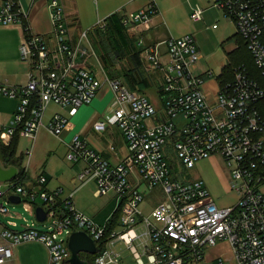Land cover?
<instances>
[{
	"label": "built area",
	"instance_id": "obj_1",
	"mask_svg": "<svg viewBox=\"0 0 264 264\" xmlns=\"http://www.w3.org/2000/svg\"><path fill=\"white\" fill-rule=\"evenodd\" d=\"M1 1L0 26L20 27L18 50L28 69L25 85L0 82V94L19 100L13 117L0 130V141L8 142L19 134L33 142L43 126L48 104L68 107L71 116L78 107L90 104L102 81L89 60L103 66L87 30L77 34L71 31L62 0H46L50 34L37 33L28 23L32 0L26 7L23 0ZM208 2L234 25L254 66L264 76V0ZM204 10L191 6L189 18L202 21ZM118 13L127 34L137 38L138 27L147 28L159 9L154 0H148L144 9ZM96 25L102 28L104 21ZM137 43L142 48L144 70L161 81L157 89L162 94L160 106L130 90L122 79L106 75L117 104L114 123L126 139L127 154L112 163L77 136L67 144L66 151L68 161L84 163L77 181L85 184L93 179L98 197L109 192L117 196L121 207L117 229L121 230L113 228L106 236L107 223L97 225L77 210L72 193L64 188H46L43 175L35 178L34 186L23 184L21 176H15L0 181V216L9 217L0 231V264L13 258L14 247L36 241L44 245L48 264H70L66 237L79 230L85 231L97 247L103 245L94 264H118L121 254L114 249L116 242L126 245L135 264H264V89L244 63L225 66L218 75L211 69L198 73L197 61L202 56L192 34L170 36L151 45L137 38ZM223 75L228 78L223 79ZM207 80H215V88L207 87ZM65 123L63 114L54 113L47 129L58 136ZM95 129L103 131L105 123L96 122ZM169 149L178 173L181 168L189 170L197 161L218 155L227 165V186L235 196L234 202L219 205L202 179L173 175ZM31 151L32 146L25 155L30 156ZM136 171L137 180L132 181ZM141 183L145 190L140 188ZM156 186L165 199L145 216L139 206L145 191ZM11 195L21 198L19 205L27 212L36 202L42 203L44 228L23 218L18 229L9 209L14 204ZM139 227H143L140 234ZM138 241L146 261L135 245ZM223 244L227 246L225 252L209 256L211 249Z\"/></svg>",
	"mask_w": 264,
	"mask_h": 264
},
{
	"label": "crops",
	"instance_id": "obj_2",
	"mask_svg": "<svg viewBox=\"0 0 264 264\" xmlns=\"http://www.w3.org/2000/svg\"><path fill=\"white\" fill-rule=\"evenodd\" d=\"M31 0H23V5L26 7L27 4ZM0 0V5H1ZM148 1L144 0H62L63 8L65 9V18L68 26L71 31L75 34L88 30L89 28L95 26L97 23L102 22L109 15L116 13L117 11H122L124 13H131L133 11H139L144 9L146 3ZM206 4L208 7H205L204 12L206 10L212 9L208 0H206ZM29 17L28 23H30L32 29L41 34H50L52 30V23L50 20V11L47 8L46 0H32V4L29 7ZM191 7L189 8L190 12ZM188 12V17H189ZM157 16L153 17L151 23L148 24V27L139 26L140 32L137 38L143 40L144 44L151 45L155 43H161L166 38L171 36L167 31H159V25L155 22ZM203 22L205 21V16L203 13ZM201 21V22H202ZM227 21V20H226ZM229 22V21H228ZM232 24L231 22H229ZM232 26H234L232 24ZM235 29V28H234ZM181 35H177L176 37L186 35L189 33L181 32ZM21 29L19 26L8 25V26H0V82H6L11 86H21L25 85L27 82V67L20 60L19 53V45L21 41ZM172 37V36H171ZM164 46L161 45L160 49H163ZM197 48L202 56L200 48L197 45ZM95 61L92 59L89 60V65L91 69L96 74V69L94 66ZM225 66H222L220 71L224 70ZM199 69V65H198ZM103 76L101 78L98 77L102 81V86L97 91L96 96L92 99L90 104L86 106L78 107L76 114L71 116L69 115L68 107H58L57 105L50 103L46 107V111L42 120V127L38 130L34 141L31 140V146L33 148V143L35 140H41L49 136L53 141L48 140L45 142V154L46 158H44L41 162L33 165L32 168L29 167L31 162V155L27 156L26 164H24V153H21L23 156L22 167L26 170V178L23 183L27 186H34L35 178L38 175H43L46 178V188H56L62 187L65 191L72 193V197H74V202L76 209L83 212L90 219L91 217L87 213L86 208L84 207V203L80 201V197H78L81 193H83V185L93 183L95 189L93 191V195H95L96 190V182L92 179L87 181L85 184H81L77 181V174L83 169L84 163L82 161L70 162V166H63V170L54 168L52 166V158H56L59 154H62L63 158H66L67 144L73 140L76 136L82 139H85L88 146L93 148L95 151L100 153L103 157L108 158L110 162L117 163L121 160L123 156L127 154V143L126 139L123 136L121 130L114 123V110L116 107V103L111 101L112 92L109 84L105 81V76L107 75L104 69H102ZM198 72V71H197ZM201 73V72H198ZM220 73V72H219ZM149 74V78L153 79L158 78L156 74ZM97 76V75H96ZM152 76V77H151ZM223 79L228 78V76L223 75ZM159 79V78H158ZM215 80H208L206 82V86L209 88H215L216 86ZM19 100L9 98L3 94H0V130L7 125L10 119L13 117L16 112L17 104ZM159 107V104H155ZM54 113L63 114L66 117V123L63 127L61 133L58 136H55L49 132L47 129V123L49 119L52 117ZM96 122L105 123V129L103 131H99L95 129ZM18 138V143H19ZM27 140V139H26ZM29 140V139H28ZM10 142V141H8ZM110 146L114 149L111 150ZM18 147V145H17ZM26 150V149H25ZM32 152V151H31ZM218 155L211 156L209 158L215 157ZM188 178V177H187ZM199 178V177H197ZM221 178H226L228 183V173L223 172ZM201 179V178H200ZM131 180H137V171L133 172L131 175ZM228 185V184H227ZM228 187V186H227ZM140 188L145 190L144 183L140 184ZM146 194L150 191H145ZM117 197L114 193L109 192L105 197ZM98 197V196H96ZM150 197H153L151 194ZM118 200V198H117ZM159 199L151 198V201L145 202V200L140 204H145V209L151 212V208L157 204ZM20 202L12 204L19 205ZM220 205V204H219ZM20 206V205H19ZM118 206V204H117ZM36 207H42V203L36 202L32 207V210L28 211L29 213H34ZM117 208V207H116ZM116 211V209H115ZM115 214V212H114ZM113 214V215H114ZM35 220H28L36 226L35 222L41 223L36 220V215L34 213ZM120 217V216H119ZM118 217V218H119ZM9 219V218H8ZM112 218L108 219L105 223H108ZM92 220V219H91ZM7 216H0V231L3 230L6 226ZM15 221V220H14ZM119 219H114L115 229L118 228ZM16 222V221H15ZM17 223V222H16ZM23 221L18 224V229L21 228ZM37 227V226H36ZM44 228L41 224V227ZM69 236V235H68ZM66 237V239L68 238ZM83 253V252H82ZM87 254V253H85ZM121 259V256H120ZM120 262V260H119ZM7 264H48V256L47 251L43 244L40 242H25L21 243L13 248V258L7 262ZM115 264V263H109ZM119 264V263H118Z\"/></svg>",
	"mask_w": 264,
	"mask_h": 264
},
{
	"label": "rangeland",
	"instance_id": "obj_3",
	"mask_svg": "<svg viewBox=\"0 0 264 264\" xmlns=\"http://www.w3.org/2000/svg\"><path fill=\"white\" fill-rule=\"evenodd\" d=\"M145 1V0H144ZM148 1V0H146ZM159 9V14L155 19L157 25H159V31L171 33L172 37H176L177 35H181V32L189 33L194 36L196 46L200 48V51L203 55V59L197 61L199 65L198 72H203L206 69H211L213 73L216 75L219 74L222 66H226L227 68H231L232 66L240 63L246 62L249 66L251 75H253L256 80L264 86V77L260 75L258 70L253 66L252 62L249 59V55L243 42L237 32H235L234 26L230 24L223 17L221 11L216 10L214 8L210 10H206L204 12L205 21L203 22H195L188 17L189 8L191 6L198 5L201 8L208 7L206 4V0H154ZM146 45V44H145ZM95 61L94 59H92ZM96 69L97 77L101 78L103 76V72L101 70L102 67L94 63ZM103 66V65H102ZM126 67V64H120L116 67L117 72L121 73L123 71V67ZM103 69V68H102ZM125 69V68H124ZM146 75H149L148 72ZM154 75V74H153ZM152 75V76H153ZM151 76V77H152ZM121 79V77H118ZM117 78V79H118ZM208 81V80H207ZM161 81L155 77L153 82L148 87V89L144 90L145 96L154 104L161 103L162 94L157 91L159 88ZM113 100V95L111 101ZM83 106V105H82ZM86 106V105H84ZM27 138L20 137L18 147L16 149V154L20 155L21 153L25 154L27 149L30 150L31 141L26 140ZM41 140H35L33 143V148L31 152V162L29 167L32 168L33 165L36 166L39 162H41L44 158H46L45 147L44 144L48 140L53 141L49 136ZM26 149V150H25ZM168 159L171 163L172 174L178 176H185L190 179H194V177L201 178L207 185L208 190L212 193L216 202L220 205L233 203L235 200V196L233 192H231L227 187L226 178H221L223 172L227 173V165L224 161L219 157L215 156L212 158L199 160L195 163L194 168L189 170H184L181 168L179 173L175 169L178 167L176 164V159L174 158V154L171 149L168 152ZM24 156V155H23ZM27 157L24 156V164H26ZM70 166V162L63 158L62 154L56 156V158H52V166L54 168H58L63 170V166ZM81 172V171H80ZM95 187L93 183L83 185V193H81L78 197H80V201L84 203V207L87 210V213L92 219V222H95L97 225L104 226L105 222L112 218L115 209L119 200L117 197H96L93 195ZM5 190V188H3ZM153 197H150V195ZM145 195V202L151 201V198H155L156 200H164L165 195L162 194L161 188L156 186L150 190L149 193ZM145 204L139 206V210L144 212L145 216H148L149 210L145 209ZM9 209L12 211L13 217L17 223H21L23 218L27 220L32 219L35 220L34 213H29L23 209L20 205H9ZM9 217H7L8 219ZM152 221V220H151ZM37 227H41V223H36ZM121 229H117L119 232ZM138 234L143 232V227L137 228ZM136 247L138 248L139 253L142 255V259L146 261L145 255H143L142 250L140 248V242H136ZM114 249L121 254V259L119 264H135L132 254H130L126 245L122 242H116L114 244ZM227 250L226 244L216 246L211 249L209 256L212 253H222Z\"/></svg>",
	"mask_w": 264,
	"mask_h": 264
},
{
	"label": "trees",
	"instance_id": "obj_4",
	"mask_svg": "<svg viewBox=\"0 0 264 264\" xmlns=\"http://www.w3.org/2000/svg\"><path fill=\"white\" fill-rule=\"evenodd\" d=\"M103 21L104 25L102 28L97 25L89 28L87 30V36L91 41L94 51H96L101 65H103L104 71L110 79H117L118 77H121L130 90H134L145 95L143 92L148 89L152 80L145 74L143 64H141L140 54L142 52V48L138 45L137 38L130 37L127 34V29L123 25L118 12L109 15ZM247 53L254 66L248 51ZM240 63H244L249 66L246 62ZM120 64H126V67L122 66L123 71H121V73L116 70V67ZM248 71L251 75L249 68ZM261 87L264 89V86L261 85ZM18 138L19 134H15L9 140L10 142L0 141V162L5 166L13 165L17 167V169H19L17 176H21V182L23 183L26 178V170L22 167L23 155L16 154ZM120 209L121 207L117 206L115 214L112 216V219L108 221L106 236H108L109 232L115 228L116 225L113 224V221L114 219H119L118 217L121 213ZM102 249L103 245L99 244L97 252L94 255L85 253H80V255L90 264H94L95 258L102 251Z\"/></svg>",
	"mask_w": 264,
	"mask_h": 264
},
{
	"label": "water",
	"instance_id": "obj_5",
	"mask_svg": "<svg viewBox=\"0 0 264 264\" xmlns=\"http://www.w3.org/2000/svg\"><path fill=\"white\" fill-rule=\"evenodd\" d=\"M19 169L13 165L5 166L0 162V181H9L13 177L17 176ZM9 199L12 202L18 203L21 198L11 195ZM36 220L43 222L46 219V212L42 207H36L34 211ZM67 246L70 251V258L68 262L70 264H90L87 260L83 259L80 253H87L94 255L97 252V246L95 241L92 240L85 231H73L67 238Z\"/></svg>",
	"mask_w": 264,
	"mask_h": 264
}]
</instances>
